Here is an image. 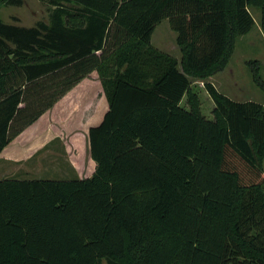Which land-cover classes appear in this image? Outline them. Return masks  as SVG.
<instances>
[{"label": "trees", "instance_id": "obj_1", "mask_svg": "<svg viewBox=\"0 0 264 264\" xmlns=\"http://www.w3.org/2000/svg\"><path fill=\"white\" fill-rule=\"evenodd\" d=\"M45 1L49 22L0 19V153L93 71L109 108L92 175L0 179V264H264V104L211 82L214 118L181 103L253 29L250 7L264 29V0ZM166 18L180 64L152 45Z\"/></svg>", "mask_w": 264, "mask_h": 264}, {"label": "rangeland", "instance_id": "obj_2", "mask_svg": "<svg viewBox=\"0 0 264 264\" xmlns=\"http://www.w3.org/2000/svg\"><path fill=\"white\" fill-rule=\"evenodd\" d=\"M52 9L53 6L45 0H22L19 5L6 4L0 6V19L6 23L31 27L35 26L39 21L49 22ZM250 11L255 19L253 29L237 38L234 51L223 69L207 78L191 76L190 93L186 94L181 102L185 107L191 108L194 102L202 115L211 119L214 118L213 109L215 105L206 89V82L213 83L221 93L234 100H253L264 104V29L262 11L256 6L250 7ZM176 38L177 33L172 29L169 19L166 18L157 25L152 36V45L174 56L180 64L182 54ZM102 88L100 74L98 71H94L83 82L82 97L80 98L79 96L77 99L73 97L71 103L80 104V107H82L92 95H95ZM100 108L103 109V106H100ZM71 118H74V115H71ZM63 155L57 156L62 161V170H56L58 167L54 164L50 171L45 170L41 173L27 172L26 175L23 172L22 174L16 173L13 176H24L30 179H67L76 178L77 176L88 177L95 171L96 166H87L84 162L85 158L81 155H77V158L79 162H83V166L81 165L79 171L71 170L69 165L65 164ZM262 164L264 168V160Z\"/></svg>", "mask_w": 264, "mask_h": 264}, {"label": "crops", "instance_id": "obj_3", "mask_svg": "<svg viewBox=\"0 0 264 264\" xmlns=\"http://www.w3.org/2000/svg\"><path fill=\"white\" fill-rule=\"evenodd\" d=\"M86 79L87 77L73 87L3 149L0 153V179L25 178L13 175L50 171L54 164L59 168L56 170H62V161L57 157L62 154L65 164L71 170L79 171L83 166L77 155L85 158L87 166H96L90 155L89 129L101 122L109 108V102L102 88L84 106L72 104L73 97H82V85Z\"/></svg>", "mask_w": 264, "mask_h": 264}]
</instances>
